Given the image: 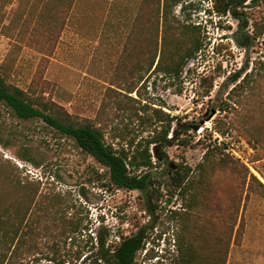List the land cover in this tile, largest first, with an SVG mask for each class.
Masks as SVG:
<instances>
[{"label":"rangeland","instance_id":"1","mask_svg":"<svg viewBox=\"0 0 264 264\" xmlns=\"http://www.w3.org/2000/svg\"><path fill=\"white\" fill-rule=\"evenodd\" d=\"M211 5L184 0L174 7L183 24L198 25L202 48L178 76L153 67L136 84L158 0H0L7 84L57 104L74 122L101 126L107 141L113 128L136 141L147 136L153 127L134 115L139 105L175 118L172 129L196 127L165 148L167 162L157 164L145 196L117 189L72 139L0 102V174L59 196L68 216L87 218L91 235L105 234L107 244L143 230L135 264H179L183 242L195 264H216L226 247L225 264H264V194L250 178L264 186V0L238 8L246 21L240 31L231 13L220 16ZM180 164L190 169L185 191L169 180ZM0 186L9 200L21 194L12 183Z\"/></svg>","mask_w":264,"mask_h":264},{"label":"trees","instance_id":"2","mask_svg":"<svg viewBox=\"0 0 264 264\" xmlns=\"http://www.w3.org/2000/svg\"><path fill=\"white\" fill-rule=\"evenodd\" d=\"M183 1L158 0L150 47L144 49V44L140 46V53L149 56L147 67L139 70L136 84L153 67L154 72L178 76L186 62L200 52L202 41L198 25H185L174 15V7ZM208 1L212 4L211 11L220 16L231 13L239 22L238 30L245 28L246 21L238 8L247 0ZM142 66L141 62L137 63L138 69ZM238 75L234 76L235 79ZM33 95L7 84L0 74V102L14 116L23 120L41 119L59 135L72 139L77 148L105 167L110 183L117 189L138 191L145 196L151 193L157 164L167 162L165 148L173 144L179 133L196 130L193 124H179L172 129L175 118L154 108H150L149 113L145 109L147 106L139 105L134 115L139 117L141 125L149 123L153 127L147 136L136 141L134 137L128 138L127 132L113 128L116 133L110 134V141H107L105 129L101 126L74 122L57 104L44 102ZM171 129L172 135L168 138ZM179 141L184 146L188 144L187 138ZM209 166L212 168L214 162L209 161ZM189 172L190 169L181 164L174 167L169 178L171 186L185 191L191 183ZM250 178L264 194V186L252 174ZM1 181L12 183L23 191L17 188L21 194L13 201L7 194L10 190L0 186V264L38 263L41 259L54 264H135L137 253L144 247L143 230L122 237L118 243L107 244L105 234L91 235L87 218L68 216L59 196L38 193L32 182L22 183L13 174H0ZM226 258L227 247L220 251L216 264H225ZM195 261L193 247L183 242L179 264H195Z\"/></svg>","mask_w":264,"mask_h":264}]
</instances>
